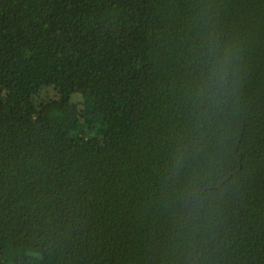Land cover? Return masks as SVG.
I'll return each mask as SVG.
<instances>
[{
	"label": "trees",
	"instance_id": "1",
	"mask_svg": "<svg viewBox=\"0 0 264 264\" xmlns=\"http://www.w3.org/2000/svg\"><path fill=\"white\" fill-rule=\"evenodd\" d=\"M0 264H264V0H0Z\"/></svg>",
	"mask_w": 264,
	"mask_h": 264
}]
</instances>
